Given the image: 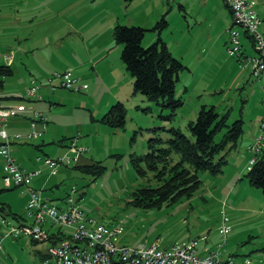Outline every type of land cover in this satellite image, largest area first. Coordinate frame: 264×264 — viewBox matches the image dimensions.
Returning <instances> with one entry per match:
<instances>
[{
  "label": "rangeland",
  "instance_id": "rangeland-1",
  "mask_svg": "<svg viewBox=\"0 0 264 264\" xmlns=\"http://www.w3.org/2000/svg\"><path fill=\"white\" fill-rule=\"evenodd\" d=\"M179 1L131 0L124 6V2L120 4L119 0H0V61L12 62L13 68L11 75L2 76L4 86L0 87L1 93L15 88L26 94L32 78L43 84L35 77L27 78L31 68H49L50 71L52 65L59 66L69 57L82 59L81 55H85L80 47L82 36L66 28V25L62 27L61 18L64 17L73 18L78 25L100 18V28L94 30L93 27L84 32L88 37L91 32L100 40H105L106 46L109 44V57L121 60L123 44L117 43L110 35L113 26H110L108 17L111 11L117 10L116 13L122 14V19L134 16L137 21H143V9L153 15L158 10L160 13L164 11L170 15L173 23L169 26L172 31L170 35H178L183 41L182 49H178L176 44L170 49L186 66L180 71L174 87V98H181V105L173 109L167 101L164 104L161 99H149L140 92L129 93L128 100L122 101L126 109L125 124L119 128L92 118L96 114L95 109H98L96 118H99L117 101L114 99L101 107L108 93L99 90L90 97L85 95V92L89 93L88 87L73 90L57 86L51 90L49 85H41L37 91L42 99L31 97L32 100H27L26 105L33 106L37 102L46 106L49 104L59 118L57 135L44 136L43 142L41 136L33 137L27 140L28 143L17 145L24 146L18 159L40 169L29 184L41 189L44 197L57 202L70 193L78 206L97 222L105 224L107 228H120L115 234V240L119 243L131 246L155 243L162 247L170 242L198 238L200 249L207 244L213 249L220 248L222 253L232 252L236 261L248 257V264H264V192L250 184L243 175L254 158V150L247 145L260 139V134L264 137V129L259 123L261 132L247 143L253 119L264 113V79L260 77L264 70L255 74L250 64L244 65L236 54L229 52L228 48L233 46L231 31H238L244 52L257 53L252 38L249 39L243 26L233 21L230 10L224 6L225 9L221 11L216 0H207L206 6L204 0H187L188 9L184 13L179 9ZM254 1L259 20L257 29L264 34V0ZM171 3L173 8H170ZM143 25L146 29L141 44L147 46L156 39H151V36L157 32L150 28L153 24L149 27ZM198 38L201 40L197 44ZM6 55L11 58L8 60ZM57 91L61 92V97L59 102H53L52 95ZM203 104L214 105L220 113L228 111V121L238 117L243 120V133L236 147L227 154L222 172L212 174L206 170L199 171L201 182L198 188L161 207L145 208L130 203L133 189L148 182L157 183L154 179L147 181V175L151 176L150 171L145 176L136 171L131 154L146 152L150 137L159 136L164 140L162 144H165V140L171 136V126L191 136L188 122L196 118ZM60 132L77 135V143L88 147L83 153L85 160H100L102 171L93 178L90 172L76 169L72 160L59 164L54 170L56 173L52 174V168L38 161L36 156L68 155L67 146L57 143ZM36 143L41 144L39 149L35 147ZM245 144L248 150H245ZM261 146L264 149V144ZM11 149L15 156L14 147ZM243 150L247 151V155ZM248 155H253L250 160ZM1 159L0 155V200L14 201L12 209L19 213L18 219H14L11 215L13 211L5 207L3 216L13 224L31 221L24 207L23 189L26 190V185L7 189L1 176ZM240 159L245 162L243 172L238 168ZM224 217L230 225L225 235L218 230ZM46 223L45 227L49 222ZM57 227L55 224L50 229ZM61 228L70 231L68 227ZM8 230V225L0 223V264H41L38 253L48 246V242H33L26 235L14 236ZM204 235L208 237L206 240L202 237Z\"/></svg>",
  "mask_w": 264,
  "mask_h": 264
},
{
  "label": "trees",
  "instance_id": "trees-1",
  "mask_svg": "<svg viewBox=\"0 0 264 264\" xmlns=\"http://www.w3.org/2000/svg\"><path fill=\"white\" fill-rule=\"evenodd\" d=\"M166 26L167 20L164 15H161L151 26L156 30L157 37L147 46L141 44L146 28L139 24L116 23L112 36L117 43L123 44L120 49V58L132 76L131 93L140 92L149 99H161L164 104L167 101L166 103L175 109L182 104L181 98H174L175 82L179 78L180 71L186 66L172 53L160 36V31ZM12 73L11 64L0 61V87L3 86L2 76ZM0 97L25 99L23 95H1ZM125 110L124 103L117 100L98 119L112 127H123ZM228 116V111L220 113L214 105L203 104L196 118L188 122L191 136L183 133L178 127L171 126L169 128L171 136L165 140V144H162L164 140L159 136L150 137L148 150L139 155L131 154L130 157L138 173L145 176L150 171L151 176L147 175V181L154 179L157 183L148 182L133 189L130 203L145 208L161 207L165 203H172L182 196L191 194L194 189L198 188L201 182L198 176L199 171L206 170L212 174L222 172L227 162V154L236 147L243 133L242 118L238 117L233 121H228ZM250 145L248 144L247 147L249 148ZM74 167L82 172H90L93 178L103 169L100 160L76 163ZM243 175L250 184L259 187L264 192L263 147L260 152H254L253 161ZM47 198L52 201L49 197ZM4 211L5 205L0 203V214L3 215ZM11 215L14 219H18L19 213L11 212ZM30 220L32 221L31 218ZM46 222L43 223L47 231L46 236L42 239L29 236L33 242L46 241L48 245L55 244L67 235L65 231L68 230L62 229L63 226L57 224L58 227L53 230L50 227L55 223L48 221L49 224L45 227ZM193 239L197 240L198 246L199 239ZM120 244L128 245L122 242ZM38 255L41 259L44 258L45 249Z\"/></svg>",
  "mask_w": 264,
  "mask_h": 264
},
{
  "label": "built area",
  "instance_id": "built-area-1",
  "mask_svg": "<svg viewBox=\"0 0 264 264\" xmlns=\"http://www.w3.org/2000/svg\"><path fill=\"white\" fill-rule=\"evenodd\" d=\"M231 12L233 21L244 27L247 36L252 38V45L256 54L244 52L240 42L239 32L231 31L232 47L228 50L236 54L244 65L250 64L251 70L259 74L264 70V34L258 31V17L254 10V0H224ZM9 60L10 55H6ZM54 81L56 83H54ZM49 85L51 89L63 86L73 90H83L87 83L81 81L69 70H54L47 80L43 83ZM31 79L30 86L27 87L25 98H42L38 89L43 85ZM26 109L23 101L16 103H5L0 97V155L3 160L4 173L2 180L6 187L26 185L28 186V199L26 202L27 215L32 219L31 222L10 223L5 216L0 214V223L8 225V233L14 236L26 235L33 238L42 239L47 231L43 227L45 221L68 227L70 231H65L66 236L58 243L50 244L45 248V256L41 264H248L249 259L244 258L236 261L233 255L222 257L219 249L207 250L204 254L199 253L196 239L188 241L174 242L168 247H159L157 244L141 246H131L120 244L115 240L116 232L119 227L107 228L105 224L97 222L96 219L86 214L76 203L70 193L60 201H51L44 197L41 189L29 186L28 182L33 172L26 171L15 159L11 151V135L5 129V120ZM46 117L39 111H34L31 115V130L27 136L37 134V123L45 124ZM261 129H264V113L260 122ZM19 133L13 137H19ZM249 147L257 152L264 144V137ZM70 154H61L51 157L49 155H37L36 159L52 168V171L59 164H66L70 161L78 163L81 154L87 149L86 146L77 144L74 140L70 141ZM253 159L251 160V162ZM75 188L72 187V191ZM219 232L223 235L230 230V225L222 220ZM1 235V234H0ZM202 237H205L202 236ZM1 246V243H0Z\"/></svg>",
  "mask_w": 264,
  "mask_h": 264
},
{
  "label": "crops",
  "instance_id": "crops-1",
  "mask_svg": "<svg viewBox=\"0 0 264 264\" xmlns=\"http://www.w3.org/2000/svg\"><path fill=\"white\" fill-rule=\"evenodd\" d=\"M130 1L131 0H121V1L119 0V3L121 4L124 2L123 5L125 6V4L126 3L129 4ZM186 1L187 0H181L178 3L179 9H182L184 11V13H187V9H188V7L186 5ZM216 1L218 2V5H219L221 11H223L225 9V7L228 9L224 0H223V2H222V0H216ZM204 3L206 6L207 0H204ZM170 8H173L172 3L170 4ZM150 10H152V8ZM116 11L115 12L111 11L110 16L108 17L110 24H111L110 26H113V27L116 23H119V22L120 23L124 22V24H139V25L146 24L147 27H149L161 15H164L168 21H167V26L160 31V36L166 42L169 49L174 44H176L178 49H182V46H183L182 39L178 35L175 37L170 35V33L172 34V31L170 30L169 26H172L173 23H171V21L169 19L170 15L163 13L164 11L160 13V11L158 10V12L153 15V13L150 14L149 12H146L145 9H143V12H144L143 21L142 20L137 21L136 17H134V16H126L125 18L122 19V16H121L122 14L116 13ZM228 11H229V9H228ZM229 13H230V11H229ZM61 19L63 20V22H61L62 27H64L66 25V28H68L69 30L73 31L74 33H76L78 35L81 34L82 43H80V47L84 50L85 55H81L82 59L79 58L77 60L71 59V57H69L66 60V62H64L63 64H61L59 66L52 65L53 67H50V68H53V69H51L50 71H49V68H47L45 70H42V69H34L33 70V68H31L32 70L28 71V77L27 78L35 77L38 80H40V82H45L47 80V78L50 76V74H49L50 72H52L54 70L68 69L74 75L78 76L81 81H84L88 84L87 87L90 88V90H88L89 93L85 92V95H88L91 97L92 94L97 93L99 90H102V92H105L106 94L108 93L109 96L106 100H104V103L101 105V107H103L104 105L107 106L114 99L121 100L124 102L126 100H128V98H129L128 94L131 93L130 91H132V89H131L132 76L126 70L124 63L122 62V60H117V59L113 60L112 58L109 57L108 51H107L109 44H107V46H106L105 40H102V39L100 40V38H98L97 35L92 34L91 32L88 34H91L92 37H91V35H89V37H88L87 34L84 32V30H89L93 27H94V30L96 28H100V25L98 24L100 18H98V19L94 18L93 21H90L88 23L83 22L80 25L73 22V20H72L73 18L68 19V17H64ZM143 26H145V25H143ZM113 27H112V30H113ZM109 30H111V28H109ZM163 30H165V31H163ZM84 34L86 36H84ZM111 34L112 33L110 32V35ZM155 37H157V33H153L151 36V39L154 40ZM171 38H173L175 43L172 41ZM196 40H197V44H198L201 39L198 38ZM170 50L173 51L172 49H170ZM8 63H9V61H8ZM10 64H12V62ZM260 77H262L264 79V71L260 75ZM3 86H4V80H3ZM3 86H1V87H3ZM51 90H55V88H53ZM1 95L2 96H4V95H15V96H22L23 95L24 96L25 93H24V91L17 90L15 88H9V89H7V92H5V93L0 92V96ZM60 97H61V92L57 91L56 93H54L52 95V98L54 100L53 102H59ZM2 98H4V100ZM83 99H81V100L83 101ZM1 100L5 103H16V102L23 101L25 104H27L26 101L32 100V99L31 98L30 99L25 98L23 100H20L19 98H14V97H8V98L1 97ZM83 102H84V104H86L85 99ZM100 102H102V100H100ZM50 103H52V102L50 101ZM95 110H96V114H94L92 116V118L93 119L95 118L97 120L98 118H96V117H97V113H98L97 110L98 109H95ZM34 111H39L43 115H45V117H46L45 124L41 125V123L39 121L37 123V134H35L34 136H27V134L31 130L30 119H31V115L33 114ZM262 115L263 114H260L258 117L253 119V126H252V128H250L251 130H250V133L248 136L247 143L252 141L254 139V136L261 132L260 128H259V123H260ZM58 123H59L58 115L54 112L53 109H50L49 104L46 106L42 102H37V103L33 104V106H31V104H29L28 106L26 105V109L23 112L18 113L14 116H10L5 120V123H4L5 129L11 135V147L12 148L14 147V149H15V151H14L15 156L13 154V149H11L12 154L15 157L16 161L26 171L33 172V171L38 170V168H36V165L29 163L28 161H20L18 159V157L21 156L19 154L23 151L22 149L24 146L23 145L17 146V145H21L23 143H28L27 140L29 138H33V137L38 138L39 136H41L42 137L41 142H43L44 136H56L57 135L56 133L58 131L56 127H58ZM15 133H19L20 136L19 137H13V134H15ZM60 133L58 135L60 137L57 139V143H59L60 145L67 146L66 151L69 154L72 153V151L69 148V143L72 140H74L77 143V141H78L77 135L76 136H74V134L73 135H65L62 132H60ZM14 144H16V146H14ZM77 144H79V143H77ZM246 144L244 145V147H245V150H248L246 148ZM80 145H83V144L80 143ZM40 146H41L40 143L35 144V147L37 149H39ZM84 146L87 147V145H84ZM87 149H88V147H87ZM245 150H243V151H245ZM245 152L247 155V151H245ZM83 153L81 154L78 163H85V162L90 163V162H92V161L85 160L86 155L83 156ZM243 156H245V154H243ZM252 156L248 155L249 160ZM244 164H245V162H243V159H240V161L238 163L239 171H242V172L244 171V170H242V168L244 167ZM248 167H249V165L246 167V169ZM244 169H245V167H244ZM3 173H4V166H3V160H2L1 176L3 175ZM39 173H40V169H39V172L33 173L30 176L28 184L32 180V177L34 175H38ZM51 173L54 174V173H56V171H52ZM29 186H31V185L29 184ZM12 187H16V186H10V187H7V189H11ZM31 187H33V186H31ZM35 189H38V188H35ZM23 193H24V207H25L27 199H28V195H29L28 186H26V190L23 189ZM13 202L14 201H12L11 199H8L7 201L0 200V203H3L5 205V207L10 209V211H13L14 213H18L17 211L12 209V205L14 204ZM207 238L208 237H205L204 240H206ZM170 243H167L163 246H168ZM198 244H199V242H198ZM213 248L214 247H211V246H208L207 244H205L202 246V249H200V247H199V253L204 254L207 250H211ZM217 249L220 250V248H217ZM231 254H233V253L229 252V251L222 253V251L220 250V255L222 257H226V256L231 255ZM242 258H244V257H242ZM39 259L41 262V260H42L41 257H39Z\"/></svg>",
  "mask_w": 264,
  "mask_h": 264
}]
</instances>
